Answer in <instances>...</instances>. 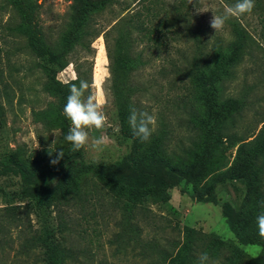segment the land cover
I'll use <instances>...</instances> for the list:
<instances>
[{
  "label": "rangeland",
  "instance_id": "rangeland-1",
  "mask_svg": "<svg viewBox=\"0 0 264 264\" xmlns=\"http://www.w3.org/2000/svg\"><path fill=\"white\" fill-rule=\"evenodd\" d=\"M33 1L42 35L50 44L56 41L69 16H74L81 5V0ZM133 1L118 0L112 9L104 10L95 19L96 29H107L117 15L126 13L121 2L130 5ZM163 1L169 6L176 2ZM130 8L135 10L137 7L132 5ZM226 8L220 0H188L182 9L187 14L185 19L178 18L173 12L167 13L171 20H177L180 33L172 39L169 35L168 46L141 44L135 47L147 64L134 75L136 84L142 88L135 97L137 109L155 116V129L158 128V120H163L165 126L160 127L169 131L170 149L189 144L188 136L192 130L188 120L198 110L191 71L207 62L217 42L227 43L232 39L229 21L235 17L229 19L220 32L216 33L210 27L214 15L212 11L223 15ZM241 22L260 46L249 42L246 55L232 70L233 76L222 83V95L243 103L241 111L235 116V132L250 136L257 133L264 120V46L257 40L261 29L259 20L245 17ZM19 23V15L8 1L0 0V136H3L4 145L9 150H18L20 154L16 161L0 158V208L10 203L16 206L24 204L25 200L18 198L32 186L30 180L17 173L15 163L22 159H35L42 149H50L55 141L51 150L65 149L70 154L69 164L87 182L99 187L87 201L63 207L60 214L53 213L55 225L63 227L60 235L76 255L73 264H159L164 254L175 253V244L183 242L186 227L201 234L214 235L240 248L246 260L259 255L261 249L258 246L239 244L229 231L222 213L223 206L228 207L231 214L240 209L246 193L242 180H224L215 184L208 196H213L216 203H205L198 199L203 190L202 183L192 185L183 180L168 179L162 170L161 178L171 183L166 202L145 203L142 207H135L133 212L124 211V203L118 202L101 187L104 181L117 180L119 176L124 179L135 176V172L128 167L116 175L101 173V165H113L132 153L131 142L123 140L119 133L115 105L109 91V61L103 34L91 44L94 50L92 58L87 53L75 52L67 57V66L56 75L60 82L66 84L76 78V68L87 74V63L91 61V71L84 74L90 83L85 95L94 93L107 115V124L102 131L88 130L90 145L101 135L105 137V143L99 149L90 146L87 150L73 152L64 139L63 130L48 129L35 119L36 112L59 102L45 91L47 78L40 64L46 62L37 58L27 46V39L15 31ZM235 152L236 148L228 152L226 168L231 165ZM10 194H14L11 199ZM21 217L24 222L22 229H11L5 237L6 243L0 246L1 263L22 264V257L19 260L15 258L16 252L37 225L31 220V228L28 221L32 217L27 218L24 214ZM132 237L136 240L130 242ZM32 259L28 260L30 264Z\"/></svg>",
  "mask_w": 264,
  "mask_h": 264
},
{
  "label": "trees",
  "instance_id": "trees-1",
  "mask_svg": "<svg viewBox=\"0 0 264 264\" xmlns=\"http://www.w3.org/2000/svg\"><path fill=\"white\" fill-rule=\"evenodd\" d=\"M7 1L20 18L15 31L27 39L31 52L46 62L40 64L47 78L45 91L59 102L34 114L35 119L48 129H61L67 133L70 124L63 114V108L70 86L79 84L81 80L87 81L85 75L91 71V61L86 60L87 74L76 68V78L66 84L56 78L57 72L67 66V57L75 52L87 53L92 58L94 50L91 44L103 34L109 61V91L115 105L119 133L123 140L131 142L132 153L113 165H101V173L116 175L128 167L135 172V176L130 179L119 176L117 180L104 181L101 187L118 202L124 203V211L133 212L135 207H142L145 203L166 202L171 183L161 178L162 170L168 179L183 180L192 185L202 183L203 190L198 199L205 203H216L213 196H208L215 184L224 180L244 182L246 193L240 209L231 214L228 207L223 206L222 213L229 231L239 244L254 245L261 249L257 257L246 260L240 248L214 235L201 234L186 227L183 242L175 244V253L164 254L159 264H198V256L203 252L209 254L212 263L264 264V237L259 235L256 223L257 216L264 212V120L257 133L250 136L238 134L235 132V116L241 111L243 103L222 95V83L233 76L232 70L246 55L249 42L260 46L242 24L243 18L255 17L259 20L261 29L257 40L264 46V0H255L251 15L230 20L232 39L227 43L217 42L207 62L191 71L198 108L197 114L188 120L193 133H189L188 145L172 149L169 131L160 127L165 126L161 118L158 128L147 142H141L133 136L127 118L130 107L137 109L135 97L142 91L134 75L147 65L135 47L141 44L168 46L169 35L172 39L180 33L175 22L177 20H171L167 13L173 12L178 18L185 19L187 14L182 9L188 0H176L171 6L163 0H134L130 5L121 2L126 13L117 15L103 31L96 29L95 19L104 10L112 9L118 0H81L79 10L74 16H69L52 44L46 42L42 35L33 0ZM220 1L226 7L236 3V0ZM132 5L137 8L131 10ZM1 116L2 106L0 121ZM231 148H236V152L231 165L226 168ZM57 149L64 151V157L58 164L51 163L56 155H50L47 148L42 149L33 160L22 159L15 163L17 173L23 179L30 180L32 186L18 198L25 200L24 204L16 206L10 203L0 208V246L6 243L5 237L11 229L20 230L24 226L21 214L32 217L28 221L29 227L32 228V221L37 225L16 252L15 258L19 260L22 257V264H30L28 260L31 258V264L75 263L76 255L60 235L63 227L61 224L55 225L53 213L60 214L63 207L87 201L89 195L96 193L99 188L97 184L87 182L69 164L70 154L65 149L60 147L51 151ZM19 155L18 150H9L4 145L3 136H0V158L16 161ZM8 196L11 199L14 194ZM134 240L133 237L129 239L130 242ZM0 264L4 263L0 261Z\"/></svg>",
  "mask_w": 264,
  "mask_h": 264
},
{
  "label": "clouds",
  "instance_id": "clouds-1",
  "mask_svg": "<svg viewBox=\"0 0 264 264\" xmlns=\"http://www.w3.org/2000/svg\"><path fill=\"white\" fill-rule=\"evenodd\" d=\"M255 8V0H236V3L228 6L223 15H217L214 11L210 20V27L215 29V32L222 31L229 19L251 15ZM90 85L87 81L81 80L79 84L73 83L69 89L66 104L63 108V114L70 121V127L64 136V139L71 145L73 152H79L82 149L87 150L90 146L99 149L105 143V137L100 136L91 145L89 144L90 129L102 131L107 124V115L102 110V105L94 93L88 92ZM128 124L132 130L134 137L141 142L150 140L156 127V118L147 111H139L135 107H130ZM55 141L53 142V144ZM52 144V145H53ZM49 149V154L56 155V158L51 160L53 165L58 164L64 157V151L57 149L55 152ZM264 207V203H262ZM259 235L264 237V212L256 218ZM198 264H212L207 252L200 253L198 256Z\"/></svg>",
  "mask_w": 264,
  "mask_h": 264
}]
</instances>
